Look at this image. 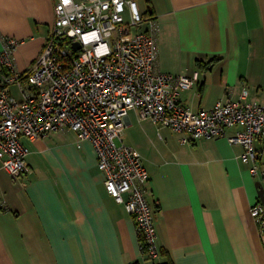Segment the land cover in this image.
Here are the masks:
<instances>
[{
  "label": "crops",
  "instance_id": "1",
  "mask_svg": "<svg viewBox=\"0 0 264 264\" xmlns=\"http://www.w3.org/2000/svg\"><path fill=\"white\" fill-rule=\"evenodd\" d=\"M136 1L159 23L160 71L199 73L198 84L180 94L185 106L211 110L243 89L245 102L264 105V0ZM53 21V0H0V51L5 38L17 41L19 72L38 58ZM8 90L21 100L17 87ZM125 123L122 142L149 176L160 256L142 254L134 219L106 192L92 144L60 130L23 139L30 153L22 181L0 163V264H264L250 215L259 205L264 216V153L242 163L244 148L227 140L238 127L182 144L183 134L134 110Z\"/></svg>",
  "mask_w": 264,
  "mask_h": 264
},
{
  "label": "built area",
  "instance_id": "2",
  "mask_svg": "<svg viewBox=\"0 0 264 264\" xmlns=\"http://www.w3.org/2000/svg\"><path fill=\"white\" fill-rule=\"evenodd\" d=\"M54 21L38 58L24 73L16 69L17 41L5 38L0 51V163L13 180L28 173L23 143L67 130L89 141L106 192L134 219L141 252L160 256L154 210L147 199L149 176L139 154L122 142L130 110L184 136L182 144L224 137L238 127L231 144L244 148L242 163L264 153V105L217 101L211 110L192 111L180 94L192 89V76L163 73L158 65L159 23L141 12L136 0H53ZM78 44V48H74ZM15 86L21 100L8 90ZM116 139L119 143H116ZM260 141V148L255 142ZM256 172V168H252ZM264 246L261 206L250 210Z\"/></svg>",
  "mask_w": 264,
  "mask_h": 264
},
{
  "label": "trees",
  "instance_id": "3",
  "mask_svg": "<svg viewBox=\"0 0 264 264\" xmlns=\"http://www.w3.org/2000/svg\"><path fill=\"white\" fill-rule=\"evenodd\" d=\"M201 67H202V63H199V68ZM164 264H173V263L171 262V260H167Z\"/></svg>",
  "mask_w": 264,
  "mask_h": 264
},
{
  "label": "rangeland",
  "instance_id": "4",
  "mask_svg": "<svg viewBox=\"0 0 264 264\" xmlns=\"http://www.w3.org/2000/svg\"><path fill=\"white\" fill-rule=\"evenodd\" d=\"M14 91L16 90V88L14 89V88H12ZM15 94H16V92H14ZM13 94V93H12ZM116 143H119V140L118 139H116Z\"/></svg>",
  "mask_w": 264,
  "mask_h": 264
},
{
  "label": "water",
  "instance_id": "5",
  "mask_svg": "<svg viewBox=\"0 0 264 264\" xmlns=\"http://www.w3.org/2000/svg\"><path fill=\"white\" fill-rule=\"evenodd\" d=\"M79 46L78 44H74V48L77 49Z\"/></svg>",
  "mask_w": 264,
  "mask_h": 264
}]
</instances>
